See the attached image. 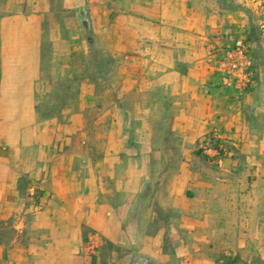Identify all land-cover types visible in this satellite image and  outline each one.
I'll list each match as a JSON object with an SVG mask.
<instances>
[{
  "label": "crops",
  "instance_id": "obj_1",
  "mask_svg": "<svg viewBox=\"0 0 264 264\" xmlns=\"http://www.w3.org/2000/svg\"><path fill=\"white\" fill-rule=\"evenodd\" d=\"M263 21L247 0H63L2 20L0 224L15 235L0 255L101 264L85 251L88 240L136 237L128 212L158 151L138 150L143 141L128 132L160 128L169 137L163 149L180 159L163 183L166 204L181 212L173 230L186 235L176 234L174 251L186 264L198 239L207 246L200 262L220 253L264 264ZM240 40L253 58L247 90L224 86L215 52ZM216 130L240 151L220 161L192 152ZM138 237L133 252L158 251L145 242L151 236Z\"/></svg>",
  "mask_w": 264,
  "mask_h": 264
},
{
  "label": "rangeland",
  "instance_id": "obj_2",
  "mask_svg": "<svg viewBox=\"0 0 264 264\" xmlns=\"http://www.w3.org/2000/svg\"><path fill=\"white\" fill-rule=\"evenodd\" d=\"M251 1L254 10L259 16L264 18V14L260 11V6L264 5V0H247ZM63 0H0V22L6 20L10 17V14L21 8L26 11L36 9L39 10L42 7L52 8H62ZM65 14L55 13L51 15L57 21L64 19ZM263 29V28H262ZM264 30V29H263ZM70 34V32H69ZM78 51L76 48L75 52ZM96 71H102V64H96ZM129 137L133 140H142L143 142L137 143L136 147L138 150H145L150 148L151 150H156V159L151 160V175H149L148 183L145 185V189L141 191L133 199V204L128 212L131 223V232L136 237L129 239L119 240L118 242H112L109 240L102 241L95 244L94 241L88 240L85 244V251L92 255V260H97L101 264H185V255L177 254L174 251V244L179 241L175 239L178 233L181 238L186 237L182 231H174V227L178 224L180 220L181 212L178 208L171 207L166 204V192L163 190V183L166 181V169L167 167H174L175 169L179 166L180 159L178 158V150L169 151L163 149V146L168 145L166 133H164L160 128H143L142 132H135L134 128L130 130ZM209 142L208 145L205 142ZM202 143L196 144L192 152L195 150H202L204 154L205 148L212 147L215 143V138L206 140ZM170 142V141H169ZM134 143V142H133ZM169 145H172L169 143ZM223 145L228 151L232 153H238L240 147L233 145L230 142H223ZM135 146V144H133ZM176 146V145H175ZM254 144L250 145V150H254ZM173 154V155H172ZM136 159L134 158L133 161ZM252 179V178H251ZM29 196V194H28ZM124 194L120 191H115L111 194L112 202H119L123 199ZM34 202L38 201L37 197H34ZM137 229L139 234H146L151 236L150 239H146L145 242L157 247L158 250L152 255H142L133 252L135 246L143 244V240L138 237V233L134 230ZM161 229V231H159ZM15 229L8 227L6 225L0 224V245L7 244L10 241V250L12 249V238L15 235ZM184 236V237H183ZM192 239V238H191ZM201 249L199 251L193 252L191 259H187L186 264H225L226 262L233 261L232 264H238L232 258V256L220 253H213L211 257L214 262L204 263L200 262V257L202 255L196 254L201 251H206V244H201L198 239H195ZM196 254V255H195ZM13 256V257H12ZM20 256L11 254L8 258L7 253L0 255V264H7V260L10 259V264H16ZM4 262V263H2Z\"/></svg>",
  "mask_w": 264,
  "mask_h": 264
},
{
  "label": "built area",
  "instance_id": "obj_3",
  "mask_svg": "<svg viewBox=\"0 0 264 264\" xmlns=\"http://www.w3.org/2000/svg\"><path fill=\"white\" fill-rule=\"evenodd\" d=\"M260 11L264 14V5L260 6ZM261 27L264 29V21ZM215 52L219 53V64L224 68L225 74L223 77V84L226 87H232L237 90H247L254 82L253 72V58L248 45L245 40L237 41L231 45L223 46L220 49H216ZM218 130L209 136L215 138V143L212 147L205 148L207 153L212 156H217V160L222 159V155L227 152L226 147L223 145V140L218 135ZM209 142H205L208 145ZM28 194L34 199L37 197V191L35 185L28 186Z\"/></svg>",
  "mask_w": 264,
  "mask_h": 264
},
{
  "label": "trees",
  "instance_id": "obj_4",
  "mask_svg": "<svg viewBox=\"0 0 264 264\" xmlns=\"http://www.w3.org/2000/svg\"><path fill=\"white\" fill-rule=\"evenodd\" d=\"M196 153L199 155V154H200L199 150H196ZM204 158H206V156H204ZM40 193H41V192L39 191V192H38V195H39ZM37 198H38V196H37ZM230 263H233V261H231Z\"/></svg>",
  "mask_w": 264,
  "mask_h": 264
}]
</instances>
